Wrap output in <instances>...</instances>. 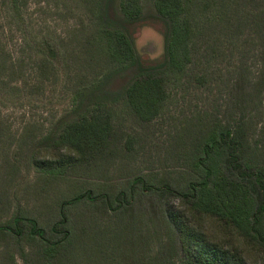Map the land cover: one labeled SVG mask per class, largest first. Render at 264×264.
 I'll return each mask as SVG.
<instances>
[{"label": "rangeland", "instance_id": "1", "mask_svg": "<svg viewBox=\"0 0 264 264\" xmlns=\"http://www.w3.org/2000/svg\"><path fill=\"white\" fill-rule=\"evenodd\" d=\"M118 1L0 0V264H179L168 211L184 208L214 125L227 138V171L264 186V0L192 13L200 36L192 75L151 122L119 97L138 64L93 59L87 43L102 15L121 19ZM141 3L127 33L141 64L154 66L165 59L167 25L153 0ZM98 102L117 112L110 145L63 177H42L33 153Z\"/></svg>", "mask_w": 264, "mask_h": 264}, {"label": "trees", "instance_id": "2", "mask_svg": "<svg viewBox=\"0 0 264 264\" xmlns=\"http://www.w3.org/2000/svg\"><path fill=\"white\" fill-rule=\"evenodd\" d=\"M232 0H153L157 14L167 25L165 59L154 66L141 64L127 26L137 20L141 0H119L121 19L101 16L103 22L87 40L93 59L125 66L137 63V75L122 89L119 97L142 122L163 116L176 98L178 89L192 75L198 38L190 16L203 5ZM204 75L194 78L204 83ZM117 112L105 102L89 106L77 117L64 122L46 144L36 150L32 161L44 178L58 179L79 164L102 153L111 143ZM133 136H128L132 146ZM224 131L213 126L207 131L197 160L200 175L190 184L184 208L168 211L178 233L179 264H264V233L260 230L264 201L255 193L263 183L249 185L228 171ZM38 233L36 221H30ZM58 243L44 248L48 257L58 251Z\"/></svg>", "mask_w": 264, "mask_h": 264}]
</instances>
